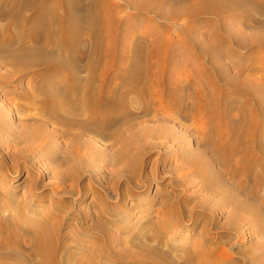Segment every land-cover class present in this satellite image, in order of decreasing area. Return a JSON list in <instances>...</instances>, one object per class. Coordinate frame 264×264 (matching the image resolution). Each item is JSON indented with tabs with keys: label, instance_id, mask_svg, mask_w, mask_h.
I'll use <instances>...</instances> for the list:
<instances>
[{
	"label": "rangeland",
	"instance_id": "obj_1",
	"mask_svg": "<svg viewBox=\"0 0 264 264\" xmlns=\"http://www.w3.org/2000/svg\"><path fill=\"white\" fill-rule=\"evenodd\" d=\"M11 1L0 0V264H54L33 252L34 232L58 264H156L154 254L141 259L136 237L182 264H264V188L240 190L220 170L196 108L211 95L234 120L264 115V0H242L236 16L189 14L195 0H170L161 13L148 0H100L91 7L116 17V34L98 48L87 33L94 0H78L70 53L44 42V23L4 43ZM55 1L42 0L45 18L64 15ZM157 42L158 67L149 59ZM60 58L67 68L49 66ZM47 93L62 98L57 111Z\"/></svg>",
	"mask_w": 264,
	"mask_h": 264
},
{
	"label": "bare ground",
	"instance_id": "obj_2",
	"mask_svg": "<svg viewBox=\"0 0 264 264\" xmlns=\"http://www.w3.org/2000/svg\"><path fill=\"white\" fill-rule=\"evenodd\" d=\"M97 1H100V0H94L92 4L90 2V4L88 5L90 22H89V28H88V32H87L88 35H90L92 37L93 44L95 45L96 48H98L97 46L102 45V44H100V42H102L101 39L105 35H106V37H108L109 42H112V40H114V36L116 34V33H114V29H115V25H116V23H115L116 17L115 18L114 17L113 18L112 17L106 18V17H102V15L98 16L96 14L97 13V11H96L97 7H95ZM148 1L149 2L145 6L155 8L156 6L164 5L166 2H168L170 0H148ZM6 2L8 3V1H6ZM41 2H42V0H12L11 1V8H8L11 10H9V13L7 14L8 16L6 17V29L8 31H7V33H5L6 38L4 39L5 40L4 43H6V44L11 43L13 36L15 34V33L13 34L12 31H17L19 36H21L20 34H22V36L19 38L22 41H25V39L32 34L31 32L36 25H38V24L40 25V24L44 23L43 25L45 26V32H46V38H45V40L43 39L44 42L50 43L52 45L54 44L58 47L61 46L60 50H65L67 53H70L69 51L71 50L76 39L78 38L77 34L80 33V32H78V31H80L79 30L80 26L76 24L77 20L80 17V15L78 16V13H79V10H78L79 9V2H78V0H56L55 4L59 5V7L61 6V8L64 9V15L63 16H57V15L53 14L50 18H48V17L45 18L44 12L46 9L48 10L47 7H51V6H47V5L45 6V4L43 5ZM241 2H242V0H195V1H192V5H190L188 8L186 7V11H188V13L192 12V14H194V13L195 14L196 13L201 14L203 11L205 13L209 12V14H212V13L213 14H220L222 12H230L231 14L235 15L237 13L236 10L241 5ZM93 4H95V5L91 7V5H93ZM159 9H160V7H159ZM159 9L157 8L156 12H158ZM242 9H244V8L242 7ZM27 10L31 12V15L29 17H26V15H25ZM77 10H78V12H77ZM146 10H147V8H146ZM147 11H149V10H147ZM181 11H184V10H181ZM186 11H185V13L187 14ZM200 11H202V12L200 13ZM160 13H161V11H160ZM174 14H176V12H174ZM241 14H242V11H241ZM236 15H238V14H236ZM58 17H60V18H58ZM161 17H162V15H161ZM78 24H79V22H78ZM81 26H83V24H81ZM56 32H59V34H60L59 40H57L56 37L54 36ZM15 35H17V34H15ZM2 39L3 38H1L0 41ZM1 42H3V41H1ZM44 42H42V43H44ZM165 43L162 44L161 42L160 43L157 42L156 45L152 44L151 47H149V49H150L149 50V53H150L149 59L154 61V63L156 64L157 67L159 65V62L163 59L162 56L164 53V44ZM32 46L33 45H30V47H32ZM140 46H142V45H140ZM110 47L111 46H107V48H105L106 53L108 54L107 61H111L112 60L111 58H113V56L110 58V54H111L110 53ZM166 49H167V45H166ZM95 51H96V49H95ZM62 60L63 59H61V61H56V62L54 60H50L51 62L54 61L56 64L55 65H49V66L54 68V70L55 69L59 70L60 68L65 69L66 64H68V63L64 64V62ZM92 60H94V59H92ZM48 63H50V62H48ZM92 63H93V61H92ZM253 64H255V63H253ZM206 71H208V70H206ZM75 74H74V72H70V78H71L70 80L71 81L72 80L76 81L77 76H75ZM211 88H212V86H211ZM257 93H259V92H257ZM47 94H49V93H47ZM49 95H46L47 100L50 99V103L48 104L49 110L57 111V109L59 107H61V105H62V102H61L62 98L59 97V95H56L54 93L49 94ZM198 96H200V95H198ZM210 96L207 99H203V97H200V98H202V100L200 99L201 103H199L196 106V108L198 110L202 111V113H203V114L201 113L202 117L199 119L201 122L200 125H204L207 127V129H206L207 132L205 131V133L200 137L201 141L205 143L206 147H208L209 149L211 148L213 150V152L215 153V155L218 157V159H219V160L217 159L219 161L218 164H221L219 166L220 170L227 173L232 178L233 177L237 178L236 181H234V182L235 183L237 182V186H238V188H240V190L241 189L246 190V191L249 190L250 193L254 195V193H256V191H258V190L260 191L262 188H264V142H263V140L258 139L260 136H258V138H257V132H256V126H259V123H260V120L258 123V116H261V118H263L264 115L259 112L260 110L254 109L253 110L254 114L250 113V111H247L245 113L242 112V114H239V116L234 120V119L229 117L230 114L228 115L225 112V110L222 109L223 108L221 105L222 102H218V101L216 102V100H213V99H215L214 96L213 97H210ZM197 97H196V99H197ZM204 97H206V96H204ZM63 98H64V95H63ZM100 99H101V97H98V100H100ZM62 101H64V100H62ZM100 101H102V100H100ZM114 102L116 103V101H114ZM98 103H99V101H98ZM176 103H173V104L176 105ZM190 103H192V102H190ZM258 103H259V101H258ZM182 104H184V102ZM88 105L90 106V109L92 110V112L96 111L95 106H92V102H89ZM241 110H243V109H241ZM178 111H179V109H178ZM257 114H258V116H257ZM187 115H188V113L186 114V116ZM231 119H232V121H231ZM263 122H264V120H263ZM67 125H69L68 122H67ZM226 134H229V136L227 135L228 139L225 138ZM261 139H263V138H261ZM209 143L211 145H209ZM233 159H235V161L237 163H233L231 165V162ZM244 176L252 178L251 184H253V186L251 185L250 188H248V186H246V182L243 178ZM221 183L222 182H220L219 184H221ZM259 206L260 207L262 206V208L264 207V194H263L262 198H260ZM23 229L25 230V228H23ZM6 230H7L6 223H5V221H2L0 224V233H2V232L4 233V236H5L4 240H5L6 236L8 235V232ZM41 234L42 233H39V232L33 233V243H32L33 252L35 254H37V256H39L42 260H43V257H45L46 255L49 254V256H51V261L54 264H58V263H55L54 247L47 248L46 246L48 245V242L43 237V235H41ZM24 244L27 245L26 242H24ZM132 244L137 249L142 248V250H141L142 252H143V250H145L146 254L143 253L145 255V258H143L144 255H142V256H140V257H142L141 259L149 260L151 258V255L154 254L156 264H160V263L161 264L162 263L163 264H182V263H179L176 259H174L173 256L171 257V256L165 254V252L164 253L160 252V250H157L154 248L151 249L146 243H144L143 240H141L138 237H136V239H133ZM149 251H153V252H151L149 254L148 253ZM207 253H209V252H206V254ZM6 254L7 255H15L14 253H11V252H8ZM134 256L132 257V259L140 258V257H138V255H137V257L136 256L134 257ZM191 257L192 258L189 259L190 260L189 262L193 261V263H194L195 260H193V256H191ZM68 260L64 264H73V263L68 262ZM151 260L152 259H150L149 261H151ZM162 261H164V262H162ZM86 262H88L86 264H95V263L90 262V261H86ZM81 263L84 264L83 262H81ZM37 264H42V263L38 262ZM48 264H50V263H48ZM59 264H61V263H59ZM186 264H189V263H186Z\"/></svg>",
	"mask_w": 264,
	"mask_h": 264
}]
</instances>
